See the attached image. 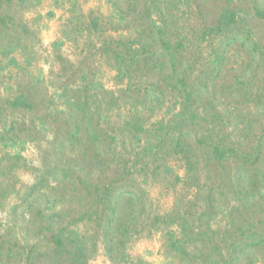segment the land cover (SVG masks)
<instances>
[{"label":"rangeland","instance_id":"obj_1","mask_svg":"<svg viewBox=\"0 0 264 264\" xmlns=\"http://www.w3.org/2000/svg\"><path fill=\"white\" fill-rule=\"evenodd\" d=\"M256 9L264 0H0V264L53 263L62 227L87 238L86 264H264ZM223 12L234 14L230 31H208ZM179 79L193 121L173 117ZM19 94L29 109L9 106ZM207 134L242 152L219 165L193 151V186L173 144L181 137L189 149ZM207 191L216 201L205 216ZM104 193L119 203L111 256ZM87 209L93 218L81 220ZM166 214L185 223L190 256L170 246L178 224L153 222Z\"/></svg>","mask_w":264,"mask_h":264},{"label":"trees","instance_id":"obj_2","mask_svg":"<svg viewBox=\"0 0 264 264\" xmlns=\"http://www.w3.org/2000/svg\"><path fill=\"white\" fill-rule=\"evenodd\" d=\"M258 16H264V11L261 9H256L255 12ZM165 20V19H163ZM233 24H235V19H234V14L232 13H227L223 12L216 24L213 26L209 27L207 30L210 32L213 31H218V32H228L230 29L233 27ZM161 36L160 40L161 43L164 47L168 48L167 41H165L162 38V31L159 30ZM173 58V56H172ZM120 71V68H118ZM180 85H181V90L178 91L179 95L183 97L182 102L180 103V108L176 113H174L173 117L177 118L178 121H182V119L185 120H191L193 121L196 118L197 112L196 110L191 109L192 106V91L187 90V85L184 81V79H179ZM8 104L11 108L16 109V108H26L29 109L31 107L30 102L28 101L27 97L23 94H19L13 99L8 100ZM160 123V122H159ZM158 123V124H159ZM211 132V131H210ZM166 135V134H165ZM163 136V135H162ZM210 137V138H205ZM167 137V136H165ZM161 136L158 137L157 139V144L156 147L159 148L160 146V140ZM195 145V146H194ZM192 145L189 149H187V145L184 139L181 137L177 138L176 141H174L173 148L179 149L180 152L183 154V160H184V167H185V179L187 182H190L193 184V186H198L199 185V168L198 164L199 162L193 160L191 158V155L193 151H201V152H206L208 155L209 160L212 162H215L219 165H221L224 161H227L230 157L234 155H238L239 152H242L240 148L235 147L234 145L227 143L222 140H215L213 138V135L211 136L210 134L207 135H202L201 137L195 139V144ZM193 147V148H192ZM150 153H154L153 148H148ZM176 181H180L179 176H175ZM107 193H104V195L101 194L102 200H107ZM216 199L212 197L210 192L207 191V194L204 197V211L201 213L202 215H208L207 211L209 212L211 209H213V206L215 204ZM99 203H103V201L99 200ZM108 202V207L110 208V216L106 217L105 224L101 227L102 228V236H103V244L106 253L108 256L112 255V252L114 250V247H112V238L111 237V225L112 223L119 221L120 220V215H117V206H118V201L115 199L113 202H111V199L107 200ZM100 204V207H102ZM85 218H93V214H90L88 212V209L84 214L81 216V220H85ZM97 218V217H96ZM153 222H163L165 223H174L178 224L177 220L172 217L170 214L166 215H156L155 217L152 218ZM130 225V219L129 222L127 223ZM183 224L179 225V230L176 232L175 229L168 230L167 231V237L169 239L170 246L178 251L181 255L185 256H190L191 253L188 251L189 246L192 244L193 239L189 238L187 234L184 232L179 233V231H183ZM182 228V229H181ZM66 228L62 227L60 228L54 235H52L51 239L54 243V249L51 253V258L54 259L53 263L49 264H58L57 260H61V258L64 259L63 264H86L87 260L89 258V248H88V243H87V238L82 237L79 234H71V233H65ZM122 249L119 250V253L122 255ZM213 252V251H210ZM29 258H27V262H29ZM132 264H143V262L139 261L137 263H132ZM215 264H225L224 260L222 261H217L215 260Z\"/></svg>","mask_w":264,"mask_h":264}]
</instances>
